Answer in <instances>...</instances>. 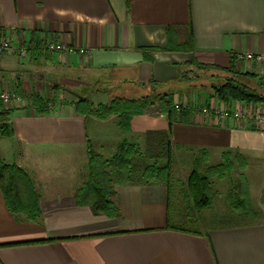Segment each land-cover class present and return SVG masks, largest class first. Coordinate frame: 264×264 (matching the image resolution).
<instances>
[{
  "label": "crops",
  "instance_id": "0c3cea01",
  "mask_svg": "<svg viewBox=\"0 0 264 264\" xmlns=\"http://www.w3.org/2000/svg\"><path fill=\"white\" fill-rule=\"evenodd\" d=\"M188 28L192 49L168 50V37L182 43ZM0 33L12 47L28 48L24 55L0 52V90L23 98L7 106L13 135L0 137L5 141L0 159L23 170L35 165L38 156H54L70 164L72 173L67 186L24 181L23 195L37 198L34 220L10 211L0 190V264H264V208L256 210L252 202L253 217L235 211L231 218L241 221L195 231L172 224L185 220L170 212V184L161 181L115 185L116 217L94 214L74 199L89 145L108 158L126 140L151 155L147 136L156 132H168L170 157L173 146L187 151L192 162L204 151L216 164L223 152L243 156L241 172L250 194L260 192L264 125L252 114L264 112V104L225 105L207 93L199 98L201 107L227 106L245 116L224 119L192 108L188 122L169 126L166 115L153 106L121 130L118 115L77 114L73 103L86 96L69 87L108 82L88 97L94 104L108 103L116 83L147 92L180 86V73L192 69L191 62L228 67L233 57L238 71L264 81V62L236 58L239 53L264 54V0H0ZM48 42L70 50L51 52ZM170 93L176 100L177 91ZM32 94L45 99L57 94L62 102L39 115ZM179 98L187 103L184 93Z\"/></svg>",
  "mask_w": 264,
  "mask_h": 264
},
{
  "label": "trees",
  "instance_id": "16d2710c",
  "mask_svg": "<svg viewBox=\"0 0 264 264\" xmlns=\"http://www.w3.org/2000/svg\"><path fill=\"white\" fill-rule=\"evenodd\" d=\"M170 32V29L168 30ZM187 39L177 43L170 36L167 39L168 50H191L192 37L188 28ZM192 69L206 71L213 70L210 74L214 78L219 77L207 84L208 97L216 99L219 103L230 105L236 102L264 104V81L252 73H242L237 70L235 57L231 58L228 67H218L191 62ZM192 69L180 73V80L189 81ZM31 105L36 114L49 113L54 102L42 98L38 94H32ZM157 105L169 121V126L175 122L186 123L193 111L191 107H182L174 102L172 93L156 92L142 95L137 98H127L124 95L115 96L108 103L94 104L90 99L81 97L73 103L77 114L85 117L106 119L111 115H118V127L121 130L129 129V122L133 116L142 115L146 109ZM11 109L4 108L0 104V137L13 135V129L8 122ZM147 143L152 144L151 155L147 151H140L139 147L126 140L120 142L113 155L108 159L100 157L91 145L87 148L88 162L85 180L79 182L74 199L79 206H88L94 214H104L108 217L119 215V208L112 200L115 185L131 184L144 181L149 184L158 181V177L165 175L170 162V147L168 132L150 133ZM146 154V155H145ZM149 154V155H148ZM241 158V169L245 168L244 157ZM139 157L146 163L139 174L135 175L134 159ZM200 158L206 159L207 153H201ZM165 160L164 165L160 161ZM151 161V162H149ZM200 160L196 158L194 166L187 178L188 197L191 208L197 212L208 209L213 203L211 195V183L209 176L224 178L232 171V153L223 152L221 162L206 168V173L200 172ZM23 178L27 183L30 180L26 173L15 165H9L0 159V190L10 211L25 213L26 217L34 220L38 216V202L35 194L21 195L18 191L19 179ZM226 202L230 209L240 213L243 217H253L255 211L250 204L248 182L243 174L240 175L237 185L231 188L226 196ZM261 203L264 204V190L261 194Z\"/></svg>",
  "mask_w": 264,
  "mask_h": 264
},
{
  "label": "rangeland",
  "instance_id": "374dc122",
  "mask_svg": "<svg viewBox=\"0 0 264 264\" xmlns=\"http://www.w3.org/2000/svg\"><path fill=\"white\" fill-rule=\"evenodd\" d=\"M215 73L213 70H206V71H199L196 69H192L190 72L191 79L189 81H184L182 85H172L170 84L169 87H158V90L156 92H165L170 93L172 91H177L178 95L176 96V100H174L175 104H180L179 100L182 96V93L185 94L186 97V105H189L193 109L199 110L201 108V105L199 103V98L203 96V94L208 93V87L207 84L211 82L212 80H216L218 78V75H215L214 78L210 76V74ZM103 81V80H102ZM87 83V84H79V86H72L75 85V83H71L69 87L80 88L81 91L84 93L83 95L88 98L94 89H100L102 86L106 87L108 85V82L106 84L102 83ZM117 84V87L115 88V95L116 96H122L125 97H140L142 95L149 94L151 92H147L146 89H142L141 91L135 88H131L130 90L124 89L123 87H120ZM110 85H113V83H110ZM119 86V87H118ZM71 89V88H70ZM2 92H8L5 90H0V93ZM19 94V93H18ZM17 94V95H18ZM20 95V94H19ZM18 95V96H19ZM115 95L113 97H115ZM181 95V96H179ZM21 97V96H20ZM21 99H23L21 97ZM47 99V98H46ZM50 101L57 103V101L60 100V96L57 94H53L50 98H48ZM89 99V98H88ZM13 101L10 99L7 102H4L2 99H0V104L4 108H7ZM156 106L158 109L159 107ZM153 107V106H152ZM183 107V105H182ZM5 141L2 139L0 140V148L4 146ZM201 155H199L198 160H200V172L206 173V168L216 165V163H213L212 161H208L207 159L200 158ZM238 154H232V171L229 176H225L224 178H218L216 176H209V181L211 183V195L213 198V203L210 208L202 210L200 212H197L191 208V202L188 197V189H187V178L191 171V169L194 166V162H192V158L189 156V153L187 151L177 150L176 146H173L172 149V155L169 162V166L166 169V174L158 177V181L168 183L170 184V192H171V199H170V212H178L180 214L181 219L185 220L183 222H174L172 221V224H178L181 227L189 228L191 230L195 231H204L206 227L213 226V225H220L223 223H234L241 221L240 219H232V215H234L236 212L230 209L226 202V196L231 191L232 187H235L237 185V182L239 180V177L241 174H243L241 171V158ZM103 158V157H102ZM110 158V157H108ZM103 158V159H108ZM36 164L31 166L30 168H24L26 175L28 176L31 183L33 181H36L37 179L48 181L53 184H59L62 186H67L69 183H71V166L70 164L62 163L59 159L55 158L54 156H38L35 160ZM135 162V175L139 174L140 171L143 169L146 161L140 159L139 157H136L134 159ZM151 162V161H149ZM221 161H219L220 163ZM32 163V162H31ZM166 162L165 160L160 161V165H164ZM85 165V164H84ZM82 167V166H81ZM81 172L78 174L77 179L79 182H82L85 180L86 175V165L81 169ZM32 168V169H31ZM207 174V173H206ZM244 175V174H243ZM19 184H18V191L22 193V195L25 193V189L21 188V186L24 184L23 178H18ZM250 204L252 202L253 208L258 210L264 208V204L261 203V194L262 189L260 192L258 190H253L252 194H250ZM238 214V213H236ZM241 215V214H240ZM239 215V216H240ZM224 217L227 220L220 219V217ZM189 218L192 221H186V219ZM188 220V219H187Z\"/></svg>",
  "mask_w": 264,
  "mask_h": 264
},
{
  "label": "built area",
  "instance_id": "2783aa9c",
  "mask_svg": "<svg viewBox=\"0 0 264 264\" xmlns=\"http://www.w3.org/2000/svg\"><path fill=\"white\" fill-rule=\"evenodd\" d=\"M27 47L26 46H17V47H12L10 41L3 36L0 33V52H5L9 50H14L18 55H24L27 52ZM46 49H48L51 52L59 51V50H70L67 46L64 44H57L54 42H48L46 45ZM236 58L238 60H247V61H259V62H264V54H251V53H239ZM0 99H2L4 102L9 101L10 99L19 101L20 96L13 94V93H8V92H2L0 93ZM180 105L183 107L187 106L186 104L180 103ZM176 107H178V104H176ZM202 113L205 114H214L220 118L228 119L232 118L234 120H238L243 118L245 115L241 113L239 110H231L228 109V107L224 108H207V107H201L200 108ZM252 119L257 122L258 124L264 125V112L259 111L255 112L252 114Z\"/></svg>",
  "mask_w": 264,
  "mask_h": 264
}]
</instances>
